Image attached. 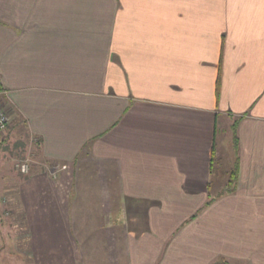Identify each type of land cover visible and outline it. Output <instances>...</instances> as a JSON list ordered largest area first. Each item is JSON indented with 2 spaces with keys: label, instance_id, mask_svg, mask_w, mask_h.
<instances>
[{
  "label": "crops",
  "instance_id": "1",
  "mask_svg": "<svg viewBox=\"0 0 264 264\" xmlns=\"http://www.w3.org/2000/svg\"><path fill=\"white\" fill-rule=\"evenodd\" d=\"M0 83L34 264H264V0H0Z\"/></svg>",
  "mask_w": 264,
  "mask_h": 264
},
{
  "label": "rangeland",
  "instance_id": "2",
  "mask_svg": "<svg viewBox=\"0 0 264 264\" xmlns=\"http://www.w3.org/2000/svg\"><path fill=\"white\" fill-rule=\"evenodd\" d=\"M235 133L234 130L230 131L227 137L235 139ZM3 134V141L0 143V264H34L28 254L30 242L27 237L26 215L18 201L16 189L33 173L42 172L50 166L44 165L39 157L38 143L26 137L23 129L13 133L7 129ZM231 154L228 148L225 152L227 160L215 164L212 190L214 198L219 188L224 189L233 181L232 171L228 165L231 162L229 160ZM23 163L28 164V171L25 174L18 169V165ZM217 179L221 182V187L216 183Z\"/></svg>",
  "mask_w": 264,
  "mask_h": 264
},
{
  "label": "built area",
  "instance_id": "3",
  "mask_svg": "<svg viewBox=\"0 0 264 264\" xmlns=\"http://www.w3.org/2000/svg\"><path fill=\"white\" fill-rule=\"evenodd\" d=\"M8 126H9V115L0 105V133H6ZM18 169H20V171L25 174L28 171V164L23 163L21 165H18ZM63 169H67V166H64Z\"/></svg>",
  "mask_w": 264,
  "mask_h": 264
},
{
  "label": "trees",
  "instance_id": "4",
  "mask_svg": "<svg viewBox=\"0 0 264 264\" xmlns=\"http://www.w3.org/2000/svg\"><path fill=\"white\" fill-rule=\"evenodd\" d=\"M4 89L2 88V85H1V83H0V91H3ZM3 133H0V143L3 141ZM38 144V146H39V142H37ZM233 179V181H231V184H233V182H234V177L232 178Z\"/></svg>",
  "mask_w": 264,
  "mask_h": 264
}]
</instances>
